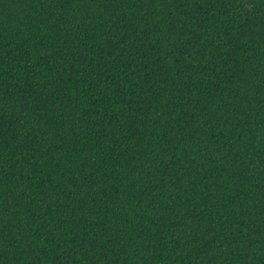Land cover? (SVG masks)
Masks as SVG:
<instances>
[{
	"label": "trees",
	"instance_id": "obj_1",
	"mask_svg": "<svg viewBox=\"0 0 264 264\" xmlns=\"http://www.w3.org/2000/svg\"><path fill=\"white\" fill-rule=\"evenodd\" d=\"M0 264H264V0H0Z\"/></svg>",
	"mask_w": 264,
	"mask_h": 264
}]
</instances>
